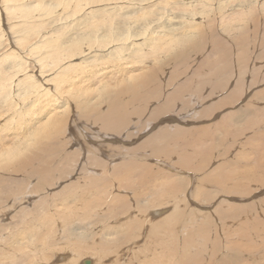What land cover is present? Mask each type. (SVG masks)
<instances>
[{"label":"rangeland","instance_id":"rangeland-1","mask_svg":"<svg viewBox=\"0 0 264 264\" xmlns=\"http://www.w3.org/2000/svg\"><path fill=\"white\" fill-rule=\"evenodd\" d=\"M141 1L144 0H135L132 6L126 8H134ZM156 1L158 4L162 2L166 3L159 5L157 10L151 12L145 19L142 20H139L138 18L140 17L139 13L129 9H119L118 12L114 11L112 15L116 17L114 27L117 28L119 34L128 31L129 29L132 36H134L141 30H146V34L140 42L147 48H150L151 46L149 43L155 35L152 28L154 26H158L156 23L158 18L164 17L169 19V25L172 24L173 27L178 29L171 34L172 38H174L173 40H163L161 49L156 50L153 48V50H156L154 52H157L154 56L142 57L140 60L141 65L135 67L136 70L139 69L143 71L142 73H146V71L156 73V77L158 76L159 78L158 89L162 87V91L160 92V88L157 91L159 94L152 95L150 98L148 97L146 104L144 101L146 97L150 95V91L144 94L143 100L132 104L140 105L141 108H137L140 111V114L137 113L139 111L135 110L137 111L135 112L133 110L131 112L133 120L130 122V126L133 123V127L131 126L121 133L101 129L100 125L94 127V125L87 121L88 118L94 114L93 118H98L99 114L96 110V103L89 106L85 105L82 110L79 111L80 113L75 112V116L72 118V123L70 124L69 129H74L75 135L78 133L83 135L82 133H86L84 130L87 129L88 131L86 130L87 133L85 134L86 140H91L89 136H93L94 138L101 136L104 139H107L105 145H98V147L103 150L100 154H96L101 156L103 159L106 157L105 153H107L106 147L108 143L113 138L118 141H115L116 143H111L113 144L112 148H115V156L111 159L112 162L109 163V166H107L109 170H111L114 166H120L122 162L126 163L128 161L138 162L141 166L151 168L150 171L142 176L135 177L134 180L133 178H130V181L136 182L137 180H145L147 181L146 183H151L154 179L155 181L158 179L157 181L159 183L162 181L165 183L166 179L168 180V177L173 176L174 174L173 177L176 176L175 178L186 179L188 181L187 184L168 187L165 189L162 196L165 199L163 198L164 200H160L162 205L164 204L161 207H158L156 203L151 200L160 189V187H155L154 184L150 189H146L145 186H139L135 183H131L128 187L126 185L119 187L117 182H112L104 191H100L101 189L93 190V186L86 188L85 185L89 187L87 184L91 181L90 179H92V181L98 180L100 182V177L108 179L111 178V176H109V174L107 175V173L103 176L105 173L104 169L101 167H95L97 165L94 163H92L94 166H91V158L94 154H83L82 149L74 147L73 143L68 146V151L66 152L63 147H61L62 151L64 150L60 153L61 159L64 158L65 160L66 157L67 159L65 160L66 162L64 161V166L59 164V168L54 169L55 172L53 175L55 177H53V180L55 181L48 184L49 186H45L47 184H42V177L40 176L41 167L39 166H42L46 162L39 165L38 161H35L27 167L28 174L23 173L19 176V178L16 175V178L25 181L26 184H29L28 191L31 190L33 186H37L38 188L40 186V188L39 192L36 194L34 193L32 197L31 195H25L26 200L28 201L26 203H21L18 199H11L9 202H6V205L0 207V211L5 212L8 209H11L13 204H15L13 209L9 210L6 214L8 216L7 219H3L1 216L2 214H0V264H74V261H70L72 259L79 261L82 259L90 260L92 264H160L162 261L161 252L152 248L153 244L160 242V240L156 239L155 234L160 233L162 230L160 235H163L166 233L164 231L165 229L169 230L171 228L162 223L161 220L167 215L173 213L174 210H176V206H178V211L183 209L184 212H187V214L189 213L187 217H191V215L193 216L191 218L192 220L189 219L185 221V227H183V230L181 229L182 231L179 235L181 237H179V239L181 240L184 237L183 241L186 239L192 240L193 245L191 250L193 253L198 254L197 257L200 261H204L205 256L207 257V253L212 256L213 252V254H215V259L218 261L221 259V262H223L224 255L226 256V254L229 253L227 252L229 249H224V246H226L223 244L224 242L221 241V245L218 239H216L217 236L220 235V231L224 239H226L229 235L227 239L229 240V237L231 236L230 240H233L238 231H236L237 233L232 231L234 229L242 231L243 229L240 226L241 224L243 225L248 221L251 222V218H262V216L264 218V208L256 207V209H253L252 207L253 203H258L261 199H264V158L262 157L263 159H260L261 157H258L260 155L259 152L256 149H252L254 147L250 148L251 143L255 141V139L257 141H262L264 139V0H221V3L218 5L216 4V0H207L210 5L206 8H202L200 6L204 0H149L148 3ZM188 1H190V3H187ZM10 3L7 2V4H2L3 6L1 5L2 8H0L1 11L6 10V8L11 10H6V14L3 13L0 15V37L4 36L3 39H0V67L11 66L12 60L9 59V56L13 52L14 48L21 47L20 42L23 38L22 34H15L14 26L16 22L13 20L12 15L14 13V6ZM83 3H81L78 8L81 13V19H77L74 12L70 13L69 9H55L53 12L54 15L61 18L69 15L70 18L67 19V23L65 25V32L69 36L75 33L87 31L86 26H89L86 21L87 9L84 8ZM5 5V9H3ZM184 7L185 14L183 12ZM149 9L152 10L153 6H149ZM201 9L203 13L202 15H199V17L192 15V11L198 12ZM26 22L27 21H24V23ZM20 23L21 25H24L22 21ZM19 29H23V27H20ZM15 30H18V28ZM37 40L38 39L32 43H35ZM24 43H29V41H25ZM30 45L28 44V46ZM28 46L26 45L25 47ZM114 47L115 44L111 42L97 43L95 47L91 49V52L105 53L108 49ZM198 47H201L200 51ZM133 50H135V48H132L131 46L130 50L123 49V53L128 57ZM198 54L199 57H196L195 55ZM180 55L190 56L192 58L189 57L188 59L182 60V57L178 58ZM42 57H44V55ZM79 57L80 56L76 57V63L79 62ZM36 58H41V55L36 56L35 59ZM136 61L131 60V63ZM186 62L188 65L185 64ZM225 62H228L229 73L225 75L226 81L223 82L225 84V89H222L220 85L215 86L216 80L214 68L216 66L225 67ZM174 63L175 65H173ZM94 65L99 69H106L107 71H110V67H113L112 63L107 60V58L96 61ZM174 66L177 70L174 69ZM182 68L183 70H181ZM99 69H95V71ZM207 69H210L211 72H208ZM241 72H246V74L240 75L239 73ZM158 73L160 74L158 75ZM46 75L47 74H45V76ZM173 75H176L178 78ZM118 77V75L108 73V77L103 81L106 87L100 90L110 88L117 81ZM77 78V85H84L86 83L89 85L92 84L91 74L79 75ZM47 79L50 78L47 77ZM2 80H7V78L0 76V82ZM171 80H175V82ZM187 81L194 82L195 84L193 83V85L195 88L191 89V92L188 91L187 95L184 96L185 100L182 98L184 101L180 100L178 103L176 102V105V103L172 102L171 99L176 97L175 92L182 84H189ZM238 86L241 87V90H245V92L239 102L231 105V100H235L236 95H242L241 91L235 92V89ZM9 91H12L9 86L1 90V92L5 95H7ZM123 97L124 98L121 99L122 101L129 102L128 100H130L132 94H128ZM226 98L230 101L228 102L229 104L225 102ZM167 100L172 103H170L171 106L173 104L176 106L173 107L170 112L168 111L165 114L162 113L153 116L156 111L160 110V108L167 103ZM184 102H187V104ZM102 109L105 110V113L109 110L108 106L105 105ZM252 110L253 113L263 112L260 114H253L251 113ZM89 112L91 113L90 116L87 115ZM230 112L232 114H229ZM238 113L239 115H245L244 121L241 122V124L243 123V127H241L240 124L238 125L234 123L232 126L230 125L231 128L229 126L230 130L227 126V131L229 132L225 131L224 128L221 129L222 119L225 120L233 116L236 117ZM172 115H176V119L170 120L169 118ZM179 115L183 116V121L180 120L181 116ZM177 118L180 119L178 120ZM160 121L164 122L162 123ZM150 122L155 123V125L152 124V128L148 125V127L146 126V124ZM237 127L238 129L241 127V131L244 134L242 135V138H240L241 140L239 138L236 139L241 134V131L239 132ZM91 128L93 129L91 130ZM180 129H186V131L188 130L192 132L198 131L199 133L196 134L193 132V136L195 139H198L199 142L196 140L197 143L194 142L193 144H190L191 142L186 143V140L183 145L181 144V140L178 141V138L180 137H169L167 140H162L158 137L161 141H159V144L153 145L152 147L157 148L159 151L154 154L153 151L156 152L157 150H154L150 144L156 137V134L163 130L174 135V133ZM203 129L211 133L204 134L201 131ZM216 129H218L219 132ZM234 129H237L238 132ZM61 134L62 132L59 133L60 136H54L53 141H60L62 139ZM68 134L70 135L72 141L75 137L70 132H67L68 137ZM225 134H227V137ZM209 135L212 136L210 137ZM175 138L177 140H175ZM206 139L211 142V144H215L213 146H219L217 149L221 150L223 146L225 148H230L225 155H219V158L214 161L210 159L208 163L209 165L205 164L203 166V164L200 165V162H202L201 155H199L200 158L198 157L197 160L191 155H194L199 150L207 151L210 143H207L204 147H200V145L198 146V143H202L203 141L207 142ZM222 139L224 143L218 141H222ZM242 141L246 142L243 144ZM257 141L255 142L259 145V142ZM92 143L97 142L92 141ZM61 144L64 145V140L60 142L59 145ZM174 145L175 147H173ZM49 146L52 147V144L49 143ZM163 146H165V148ZM167 146L169 148H167ZM174 148L175 150H173ZM209 150L210 149H208V151ZM72 151H75L73 157L68 153ZM121 152H123V154H121ZM186 152L188 155L190 154L189 156L193 159L191 164L182 165V163H186L184 160L188 155H183L184 157L180 155ZM248 152L251 153L252 158H258L255 160L256 162L260 159L259 172L261 173V176H256L247 172L246 169L252 170V165L249 166L250 168L245 167L246 162H243L250 156ZM54 154L56 155L58 153L54 152L50 158H53ZM50 158H48V161H50ZM71 158L74 159V165H70L71 163H69ZM14 166H12V168L8 167V169L12 171ZM69 166H73V168L71 169ZM24 170H26V167L21 172ZM241 170H244L245 175L249 177L250 175L256 176H252L250 179H253V181L258 183L254 184L256 190L258 189V186L263 190L260 192V196L256 199H259L258 202H254V199H252L253 196H257L258 192L248 195L244 191L247 180L243 178ZM37 171L40 175L37 174ZM152 171L159 172V174H153ZM3 173H5L4 175L7 178H12V175H9L4 171ZM188 178L190 180H188ZM3 181L4 180L0 181V184H2ZM165 184H168V181ZM85 189H88V192H84ZM89 191L92 192V195ZM140 192H145V194H138ZM147 194L152 196V198ZM137 195L140 196L139 199L137 198ZM117 196H121V199L116 205L113 204V206L118 208L117 205H119V211H117V208L114 211L113 209L109 210V201L115 200ZM261 196L263 197L260 199ZM111 197L113 199H111ZM213 197L216 199L211 200ZM100 198L104 200L102 201ZM98 200H100V204ZM53 201H55V203ZM8 203L9 205H7ZM56 203L59 207H56ZM140 205L150 207L146 212H140ZM84 206L90 207V218L92 220H84V226L87 224L85 229H79L78 231L71 233L74 228L81 225L80 223H84L80 217L84 212ZM236 208L237 210L242 211V216L239 218L232 216V213ZM155 209L158 210V215H150L149 212ZM232 209L234 210L230 214ZM35 210H37V212ZM39 211L40 215L41 211H48L50 215H48V218L50 217L51 221L50 218L48 222L40 220V217L43 216L39 215ZM163 211L164 213L160 215ZM68 215H70V217H68ZM95 215H97V217H95ZM207 219L215 220V226H217V229L214 226L215 231L213 230L214 228L211 229L207 224L206 227H203L202 230L206 234L207 240H210L207 241L208 245L206 246L204 241L200 239L199 226L203 222H206ZM221 219L224 220L222 221ZM190 221H193L192 224ZM159 222L162 225H160ZM88 226H90V229ZM208 227L210 229H206ZM227 228H229L228 231H226ZM175 231H180V226H176ZM128 235L132 241L139 240L140 244L136 247H131L133 243H123L121 247L117 246V244L120 243L118 241L125 240ZM169 238H171L170 234ZM39 239L44 242L45 247L49 249H42V247H40L41 242ZM212 241L213 245L209 243ZM22 242L24 243V247L19 248V244ZM257 242H260V240H257ZM79 246H81L83 250L85 248L84 251H92L91 253L102 254L100 251H103L105 256L100 258L98 255L93 256L90 254L83 257H77L75 249ZM218 247H220L221 253L219 252ZM117 248L119 254L116 251ZM130 248L131 251H129ZM207 248L211 249L207 250ZM215 250L218 251L216 252L217 254L215 253ZM58 255H66L67 258L58 261L56 260ZM260 258L261 257H257V259ZM79 261L78 263L76 262V264H80Z\"/></svg>","mask_w":264,"mask_h":264},{"label":"bare ground","instance_id":"bare-ground-1","mask_svg":"<svg viewBox=\"0 0 264 264\" xmlns=\"http://www.w3.org/2000/svg\"><path fill=\"white\" fill-rule=\"evenodd\" d=\"M134 1L135 0H0V8H2L1 7L2 4H7V2H9V3L11 2L10 4H13L14 13L12 12L13 13L12 15H13V20H15V22H16L15 26H14L15 27L14 31H15V34H22L23 35V38L20 42L21 47L20 48H18V47L14 48L15 51L13 50V52L9 56V59L12 60L11 66L10 67H2V66L0 67V76L7 78V80H2L0 82V181L4 180L3 183L0 184V207L3 205H6V202H9V200H11V199H16V200L18 199L21 203L22 202L26 203L28 201L26 200L25 195L26 196L31 195V197H32V195H34V193L36 194L39 192L40 186H39V188L37 186H33V188L28 191V185L29 184H26L25 181L18 179L21 174L27 173V167L29 166V164H33L35 161H38L39 165H42L44 162H46L42 166H39V167H41V175L37 171V174L42 177V180H41L42 184H47L45 186H49L48 184H51L52 181L54 182L55 181V180H53V177H55L53 175L55 172L54 169L59 168V164L64 166L65 165L64 161L67 159V157L65 160H64V158L61 159L60 153L63 152L64 150H65V152L68 151V146L71 143L74 144L73 145L74 147L82 149L83 154H86V153L94 154L91 158V166H94V164H95V165H97L95 167H101L104 169L105 173L104 174L102 173L103 176L106 175V173H107V175L109 174V176H111V178H108V179H106L105 177H102V178L98 177L100 182L98 180L92 181V179H90L91 181H89V183L87 184V185H89V187L85 185L86 188H90V186H93L94 187L93 190L101 189L100 191H104L112 182H117L119 187L123 186V185H126L128 187L131 183H135L139 186H145L146 189L147 188L150 189L151 186L154 184L155 187H160V189L158 191L156 189L157 192L155 191L156 194L153 198L149 194H147V195H149L152 198L151 200L153 202H155L158 207H161L164 205V204L162 205V202L160 200L165 199L164 197H162L165 189H167L168 187H175L177 185H186L187 184L188 181L186 179L175 178L176 176L173 177L174 174H173V176L168 177L169 178L168 180L166 179V182L168 181V184H165L166 182L163 183L164 181L159 183L157 181L158 180L157 178H156L157 179L156 181H155V179L152 182L150 181L151 183H146L147 181H145V180L144 181L137 180L136 182L130 181L129 180L130 178H133V180H134L135 177H139V176L144 175L145 173L150 171L151 168H146V166L145 167L141 166L138 162H129L128 161L126 163L122 162L120 164V166H118V167L114 166L116 168L113 167L114 169L111 168V170H109L107 166H109V163L112 162L111 159L115 156V148H112L113 144H111V143H114L115 141L118 142V141L114 140L115 138H113V139L111 138L112 140L108 143V145L106 147L107 148L106 149L107 153H105L106 157L103 159L101 156L96 155V154H100L103 150L102 148L98 147V145L99 146L105 145L107 142V139H104L101 136L95 137V138L93 136H89L91 140H89V139L86 140L85 134L88 131L86 128L85 129L87 131L84 130L86 133H82L84 136L81 135L80 133L75 135L74 129H71V130L69 129L70 124L72 123V118H73V116H75L74 115L75 112L80 113L79 111H81L85 105L89 106V105H94V103H96L97 104L96 110H97V113L99 114V116H98V118H93L95 115L94 114L93 116L89 117L87 121L90 122L92 125H94V127H96L97 125H100L101 129H106V130H110V131H115L117 133H121L133 125V123H132V125L130 126V124H131L130 122L133 120L131 117V112L133 110L139 111L137 108H139L140 105H138V104L132 105V104L143 100L144 94L148 91H150V95H148L146 97V99L144 101L145 104H146L148 97L150 98V96H152V95L159 94L157 91L160 88H161L160 92L162 91V87H160L158 89L159 78H158V76L156 77V73L147 72V71H146V73L145 72L142 73L143 71H141L139 69L136 70L135 67L141 65L140 60L142 57L154 56V54L157 53L154 51L161 49V47H162L161 45H162L163 40H173L174 38H172L171 34L174 31H177L178 29L173 27L172 24L169 25V23H168V22H170L169 19H166L164 17L158 18L156 20V23L158 26H154L152 28L154 31L153 33L155 35L149 43V45H151L150 48L143 46L142 45L143 43L140 42V40L146 34V30H141L140 32H138L134 36H132L129 29H128V31H125V32L119 34L117 28L114 27L115 18H116L115 16L112 15L114 11L118 12V10L122 9V8L123 9H129L132 11H136L137 13L140 14V17H138L139 20H142V19H145L146 16H148L151 12L157 10L159 5L166 3V2H162V3L158 4L157 1L152 2V3H148L149 0H144V1L139 2L137 4V6L134 8L133 7L126 8V7L132 6ZM55 3H57V4H55ZM81 3H83L84 8L87 9L86 21L88 22L90 27L86 26L87 31L75 33V34H72L71 36H69L65 32V25L67 23L66 21H67V19L70 18L69 15L61 18V17L54 15L53 12L55 9H61V8L69 9L70 13L74 12L77 19H81V13L78 10ZM187 3H190V1H188ZM220 3H221V0H216L217 5ZM209 5H210V3L207 0H204L203 3L200 4V6L202 8L203 7L206 8ZM149 6H153V9L152 10L149 9ZM5 7H6V5L3 7V9H5ZM7 7H8V5H7ZM185 7L183 9L184 14H185ZM9 8H10V6H9ZM6 10H9V9L6 8ZM6 10H4V11L0 10V15L5 13ZM9 11H11V10H9ZM202 14H203L202 9L198 12L192 11L193 16L199 17V15H202ZM21 21L23 22L24 25H21V23H20ZM24 21H27V22L24 23ZM0 23H1V21H0ZM20 27H23V29H19ZM16 28H18V30H15ZM155 29H157V30H155ZM163 31H164V34H163ZM3 38H4V36L0 37V39H3ZM36 39H38V40L35 43H32ZM25 41H27V42L29 41V43H24ZM105 42L114 43L115 47L108 49L105 53H92L91 52L92 51L91 49H93L97 43H105ZM28 44L29 45L31 44V45L28 46ZM26 45L28 47H25ZM131 46H132V48H135V50H133L129 54V56L127 57L123 53V49H129L130 50ZM153 48H155L156 50H153ZM198 48L200 51L201 47H198ZM38 55H41V58L35 59V57ZM43 55H44V57H42ZM77 56H80L78 63L75 62V59ZM195 56L199 57V54L195 55ZM180 57H182V60L183 59L185 60V59H188L190 56L180 55L178 58H180ZM103 58H107V60H109L112 63L113 67H110V69H111L110 71H107L106 69H99L94 65L96 63V61L103 59ZM190 58H192V57H190ZM131 60H133V61L137 60V61L131 63ZM185 64L188 65L187 62ZM185 64H184V66H185ZM173 65H175V63ZM133 68H135V69H133ZM95 69H99V70L95 71ZM174 69H175V66H174ZM175 70H177V69H175ZM181 70H183V68ZM207 71L211 72L210 69H207ZM48 73H50V74H48ZM108 73L118 75L119 77L117 78V81L114 83V85H112L110 88L105 89V90H100V89H103L106 87V85L103 83V81L108 77ZM214 73H215V80H216L215 86L220 85L222 89H225V84L223 82L226 81L225 75L229 73L228 62H225V67L216 66L214 68ZM45 74H47V75L45 76ZM83 74H91L92 75V80H91L92 84L91 85H89L87 83L84 85H77V81H78L77 76L83 75ZM159 74L160 73H158V75ZM239 74L245 75L246 72H241ZM173 76L177 77L176 75H173ZM173 76H171V77L174 78ZM47 77H49L50 79H47ZM236 78H238V77H236ZM175 80H171V81L175 82ZM10 82H12L13 84ZM187 82L189 84H184V85L182 84L181 87L179 85L180 88L178 87L179 89L176 90V92H175L176 97L174 96L175 98L171 99L172 102L178 103L180 100H183L184 96L187 95V92L190 91L191 89L195 88L193 85L194 82H189V81H187ZM162 83H163V81H162ZM159 84H161V83H159ZM8 86L10 89H12V91H9L7 93V95H5L1 92V90L5 87H8ZM199 86H200V84H199ZM239 91L242 92V95L241 96L236 95L235 96L236 99L231 100V102H232L231 105H233L236 102H239V100L242 99L243 93L245 92V90H241V87L238 86V87H236L235 92H239ZM128 94H132V97H130V100H128L129 102L122 101L121 99L124 98L123 96H126ZM166 102L167 103L164 104V106H162L160 108V110L156 111V113H154L153 116L158 115V114H162V113L165 114L168 111L170 112V110H172V108L177 105V103H176V105L173 104L171 106V104H172L171 102H169L168 100ZM225 102L227 104H229L228 102H230V101L226 98ZM184 103L187 104V102H184ZM188 103H189V101H188ZM252 103H255V102H252ZM104 105L108 106L109 110L107 113H105L104 112L105 110H103L104 108H107V107H104L102 109V107ZM213 106H212V108H213ZM176 109H178V108H176ZM137 111H135V112H137ZM135 112H134V114H135ZM261 112H263V111H261ZM261 112L253 113V110H252L251 113L260 114ZM137 113L140 114V111ZM229 114H232V113L230 112ZM87 115L90 116L91 113L89 112ZM80 116H82V115H80ZM179 116H181L180 117L181 119L180 118L179 119L183 121L184 120L183 116L182 115H179ZM176 117H177L176 115H174V116L172 115L169 119L174 120V119H176ZM244 117H245V115H239V113H238L236 115V117L233 116V117L227 118V116H226L227 119L224 118L225 120H223L221 118L222 119L221 120V125H222L221 129L224 128V130L227 131L229 126L230 125L232 126V124H234V123H236L238 125L240 124V126L243 127L242 126L243 123L241 124V122L244 121ZM162 120H164V119H162ZM75 122H77V121H75ZM160 122H162V121H160ZM152 124L155 125L154 122L153 123L150 122V123L146 124V126L148 125V126H150V128H152ZM227 126H228V128H227ZM231 126H230V128H231ZM241 127H240V129H238V127H237L239 132L241 131ZM230 128H229V130H230ZM92 129L93 128H91V130ZM149 129H147V130H149ZM218 129H216V130H218ZM237 129L236 130L234 129V130L237 131ZM219 130H218V132H219ZM201 131L204 134L211 133V132L205 131L204 129ZM60 132H62V134H61L62 139L60 141H53L54 140L53 137L56 135L60 136L59 135ZM67 132H70L75 137L72 141H71L70 135L68 134L69 137L67 136ZM193 132L195 134L199 133L198 131H193ZM193 132L188 131V130L186 131V129H184V130L180 129V130H177L173 135L169 132L162 130L161 132H159L158 134L155 135L156 136L155 138L153 137L154 138L153 141L150 140L152 142L150 144V146L152 147L153 145H157V144H159V141H161L160 139H162V140L166 139L167 140V138H169V137H176V138L180 137V138H178V141L181 140L183 142V143L181 142V144H183V145L185 144L184 141H186V140H187L186 143H188V142H191L190 144H193L194 142L197 143L198 139L194 138ZM227 132H229V131H227ZM221 135H223V134H221ZM226 135L227 134H225V136ZM242 135H244V134L241 131V134L236 139L242 138ZM209 136L211 137L212 135H209ZM158 137H160V139ZM87 138H88V136H87ZM176 138H175V140H177ZM200 138H202V137H200ZM58 139H59V137H58ZM210 139H212V138H210ZM63 140H64V145L63 144L59 145L60 142H62ZM220 140H218V141L224 143L223 139H222V141H220ZM92 141H96L98 144L92 143ZM206 141H207V139H206ZM255 141H257V140L255 139ZM255 141H253L251 143L250 148L254 147L252 149H256L260 154L258 157H261L260 159H263L264 158V151H263L264 150V139L262 141H257V142H259V145ZM242 142L244 144L246 141L245 142L242 141ZM49 143L52 144V147H50L51 145L49 146ZM207 143H210L209 147H208V149H210L209 151L207 148H206L207 151H205V150L204 151H202V150L197 151L196 150L197 152L194 155H191L196 160L199 157V155H201L202 162H200V165L203 164V166L205 164L207 165L209 163L210 159H212L214 161V160H217V158H219V155H221V156L225 155L230 148V147L225 148L223 146L224 145L223 144L222 145L223 147L221 148L222 151H221L220 149H217L219 146L215 147V146H213L215 144H211V142H209V141H207V142L203 141L202 143H198V146L200 145V147H204ZM123 144H125V143H123ZM175 145L173 147H175ZM218 145H219V143H218ZM61 147H63V149H64L63 151H62ZM163 147L165 148V146H163ZM171 147H172V145H171ZM66 148H67V150H66ZM152 148L154 150H157L156 152L152 150L154 152V154L159 151L155 147H152ZM164 148H162V149H164ZM167 148H169V147L167 146ZM212 149H214V150H212ZM109 150H111V151H109ZM173 150H175V148ZM215 150H216V152H215ZM54 152L58 153V154H56V155L54 154V157L53 158L51 157L52 158L51 159L50 156H52ZM68 153H69V155H71L73 157V154L75 153V151L68 152ZM121 154H123V152H121ZM249 154H250V156L248 158H246L245 161H243L244 163L246 162L245 167H249L250 165H252L251 166L252 170L246 169L247 172L249 174H253L256 176H261V173L259 172V160L260 159L256 162L255 160H257L258 158L257 157L252 158L251 153H249ZM183 155H188V154L186 152L184 154H181L180 156H183ZM189 155L186 156L185 160L183 159L184 161H186V163H184V164L182 163V165L191 164V161L193 158ZM116 156H118V155H116ZM118 157H117V159H118ZM243 157H245V156H243ZM48 158H50V161H48ZM73 160H74L73 158L70 159V162H69V163H71L70 165L73 164ZM114 160H115V158H114ZM114 160H113V162H114ZM92 163H94V164H92ZM19 165L20 166L23 165V166L20 167ZM12 166H14V168L11 171L10 169H8V167L12 168ZM25 167H26V170L21 172ZM70 168L72 169L73 166ZM100 169H99V171H100ZM103 169H102V171H103ZM3 171L8 173L9 175H12V178H7L4 175L5 173H3ZM241 173H242L243 178H245L247 180V184L244 187V191L248 195H251V194H254L255 192H258L257 196H255V197L253 196V198H252V199H254L253 200L254 202H258L259 199L258 200H256V199L258 198V196H260V194H261L260 192H262L263 190L259 186H258V189L256 190V188L254 187L255 186L254 184L257 182L253 181V179H250V178H252L253 175H250V177L245 175L244 170H241ZM95 174H97V173H95ZM153 174L158 175L159 172H153ZM16 175L18 178H16ZM100 176H102V175H100ZM256 176H253V177H256ZM203 177H205V176H203ZM205 178H207V177H205ZM188 180H190V179L188 178ZM257 181H259V180H257ZM114 186H112V187H114ZM116 188H117V186H116ZM87 190L85 189L84 192H86ZM111 192H112V190H111ZM113 192H115V191H113ZM90 193L92 195V192H90ZM138 194L144 195L145 192H140ZM171 194H173V193H171ZM167 195H169V194H167ZM262 197L263 196H261L260 199ZM137 198L139 199L140 196L137 195ZM111 199H113V198L111 197ZM114 199H115V197H114ZM120 199H121V196H117V198L115 200L109 201V203H110V205L108 206L109 210L113 209V211H114L117 207L113 206V204L116 205ZM174 199H176V198H174ZM213 199H216V198H214V197L211 198V200H213ZM98 201L100 204V200H98ZM53 202L55 203V201H53ZM105 202H107V201H105ZM151 204H152V202H151ZM7 205H9V203ZM64 205H65V202H64ZM242 205H243V203H242ZM14 206H15V204H13V207ZM43 206H45V205H43ZM57 206H58V204L56 205V207ZM117 206H118L117 211H119V205H117ZM140 206H141L140 212H146L150 207V206L144 207V205H140ZM13 207L11 209H13ZM40 207H41V205H40ZM252 207H253V209H256V207L257 208H261V207L264 208V199H261L258 203H253ZM249 208H251V207H249ZM11 209H8L5 212L0 211V214H2L1 216L3 217V219L8 218V216L6 214ZM43 209H41V210H43ZM178 210H179L178 206H176V210H174L173 213L167 215L165 218H163L161 220L162 223L166 224L167 226H169L171 228L169 230L165 229L164 231L166 233H164L163 235H160L162 233V230L160 231V233L155 234L156 239L160 240V242H158L157 244H153L152 248L161 252L162 261L160 262V264H254V262H255V264H264V218H263V216H262V218H259V217L251 218L250 219L251 222L248 221L247 223H245L243 225L241 224L240 226L243 229L242 231L234 229L232 232L237 233L236 231H238V233L235 234V238L233 240H230L231 236L229 237V240L227 239L229 235L226 237V239H224V237L220 231V235H218L216 239H218L219 243L221 241L224 242L223 244L226 245V246H224V249H229L227 251L229 253H227L226 256L224 255L223 262H221V259L219 261L216 260L215 254H213V252H212V256H210L207 253V257L205 256L204 261L203 260L200 261L197 257L198 254L193 253L191 250V247L193 245L192 240L186 239L183 241L184 237L181 240L179 239V237H181L179 235H180L181 231L183 230V227H185V221L191 219L193 216L191 215V217H187L189 213L187 214V212H184L183 209H181L182 211L181 210L178 211ZM233 210L234 209L231 210L230 214L233 212ZM35 211L37 212V210H35ZM83 211L84 212L80 216L82 222H84V220L85 221L86 220H92L90 218L91 217L90 216V213H91L90 207L86 206L83 209ZM157 211L158 210H156V209L152 210L149 212V214L156 216V215H158ZM45 212L47 213V215ZM163 213H164V211L160 215H162ZM243 214H244V212H243ZM39 215H40V211H39ZM48 215H49L48 211H44V212L41 211L40 216H43V217H40L41 218L40 220H45L46 222H48L49 218H50V217L48 218ZM207 215H209V214H207ZM232 216L235 218H239L242 216V211L237 210V208H236L234 210V212L232 213ZM68 217H70V215H68ZM95 217H97V215H95ZM196 219H197V217H196ZM221 220L223 221L224 219H221ZM45 221H44V223H45ZM50 221H51V218H50ZM192 222H191V224H192ZM203 223L199 226V229H200L199 235H200V239L203 240L205 245L207 246L208 245L207 241L209 239L207 240L206 234L203 232L202 229H203V227H206V224L209 225L211 229L214 228L213 230H215V227L217 229V226H215L216 225L215 220H212V219H207V221L203 222ZM239 223H240V221H239ZM42 224H43V222H42ZM80 224L81 225L78 226L77 228H74L73 232L71 231V233H74L75 231H78L79 229H85V227L87 226V224L84 226L85 222L80 223ZM160 225H162V224L160 223ZM176 226H180V231H175ZM88 227L90 229V226H88ZM35 228H36V226H35ZM210 228L208 227L206 229H210ZM229 228H227L226 231H228ZM28 233H30V232H28ZM168 233L170 234L171 238H169ZM207 235H208V233H207ZM129 237L130 236L128 235L125 240H119L118 242H120V243L117 244V246L121 247V245L123 243L124 244L133 243L131 245V247H136L140 244L139 240L132 241V239H130ZM216 239H215V241H216ZM257 240H260V242H257ZM39 241H40V239H39ZM40 242H41L40 247H42V249H44V250L49 249V248L45 247L44 242H42V241H40ZM209 243L212 244L213 241L209 242ZM257 243H259V244H257ZM220 244L222 245V243H220ZM78 245H79V243H78ZM214 245H215V243H214ZM22 247H24L23 242L21 244H19V248H22ZM59 248H61V247H59ZM201 248H202V246H201ZM218 248H219V252H220L221 251L220 247H218ZM23 249H25V248H23ZM62 249H63V247H62ZM208 249L209 248H207V250ZM212 249H214V248H212ZM75 250H76L75 254L77 257H83V256L90 255V254H92L93 256L98 255L100 258H103L105 256V254H103V251H100V252H102V254L91 253L92 251L89 252V250L84 251L85 248L83 250V248H81V246L77 247ZM20 251H21V249H20ZM116 251L119 254L118 248L116 249ZM129 251H131V248L129 249ZM202 251H203V249H202ZM216 252H218V251L215 250V253ZM222 254H224V253H222ZM257 257H261V258L257 259ZM66 258H67L66 255L65 256H63V255L59 256L58 255L56 260L59 261V260H64ZM70 261H74V264H76V262L78 263L79 260L72 259ZM84 261H85V259L84 260L82 259L79 262H80V264H84Z\"/></svg>","mask_w":264,"mask_h":264},{"label":"water","instance_id":"water-1","mask_svg":"<svg viewBox=\"0 0 264 264\" xmlns=\"http://www.w3.org/2000/svg\"><path fill=\"white\" fill-rule=\"evenodd\" d=\"M84 264H92L90 260H85Z\"/></svg>","mask_w":264,"mask_h":264}]
</instances>
